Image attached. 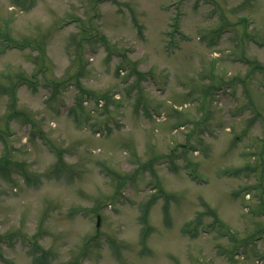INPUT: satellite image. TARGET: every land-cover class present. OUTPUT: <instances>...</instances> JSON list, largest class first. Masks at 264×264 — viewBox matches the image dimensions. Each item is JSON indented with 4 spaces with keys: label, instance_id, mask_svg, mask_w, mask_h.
<instances>
[{
    "label": "rangeland",
    "instance_id": "1",
    "mask_svg": "<svg viewBox=\"0 0 264 264\" xmlns=\"http://www.w3.org/2000/svg\"><path fill=\"white\" fill-rule=\"evenodd\" d=\"M0 264H264V0H0Z\"/></svg>",
    "mask_w": 264,
    "mask_h": 264
}]
</instances>
